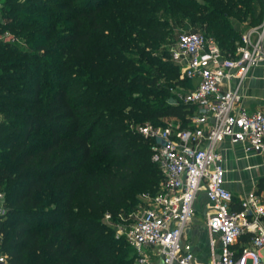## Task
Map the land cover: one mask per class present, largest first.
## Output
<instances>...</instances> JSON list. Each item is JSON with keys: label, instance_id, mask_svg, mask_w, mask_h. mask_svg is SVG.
Segmentation results:
<instances>
[{"label": "trees", "instance_id": "16d2710c", "mask_svg": "<svg viewBox=\"0 0 264 264\" xmlns=\"http://www.w3.org/2000/svg\"><path fill=\"white\" fill-rule=\"evenodd\" d=\"M185 19L233 54L235 21L259 25L264 0L0 2V34L25 43L0 39V251L9 264H135L102 219L118 221L160 187L136 126L188 125L193 107L169 91L188 81L158 50Z\"/></svg>", "mask_w": 264, "mask_h": 264}, {"label": "built area", "instance_id": "2783aa9c", "mask_svg": "<svg viewBox=\"0 0 264 264\" xmlns=\"http://www.w3.org/2000/svg\"><path fill=\"white\" fill-rule=\"evenodd\" d=\"M264 23L241 34L233 54H224L212 37L196 30H179L169 49L179 67L178 77L189 88H172L177 98L193 107L188 125L177 120L136 126L151 143V161L162 175L160 187L142 193L150 204L124 229L110 213L103 221L131 246L135 264H264V189H253L235 199L224 185L225 169L217 145L228 138L264 153V109L249 111L239 105L240 87L255 66L264 63ZM225 89H222V85ZM204 211L210 257L197 258L188 237L196 216L199 193ZM0 193V215L5 214ZM238 204V209L233 205ZM118 215V221L121 219ZM124 229V230H123ZM246 237V240H241ZM0 264H6L0 253Z\"/></svg>", "mask_w": 264, "mask_h": 264}, {"label": "crops", "instance_id": "0c3cea01", "mask_svg": "<svg viewBox=\"0 0 264 264\" xmlns=\"http://www.w3.org/2000/svg\"><path fill=\"white\" fill-rule=\"evenodd\" d=\"M262 23H264V19L259 25L253 27L260 31ZM235 28L239 29L236 25ZM262 42H264V38H262ZM221 88L225 89V85L223 84ZM239 105L249 111L264 109V63L252 68L243 80L240 87ZM165 120H175V118L167 117ZM217 150L222 155V165L225 169L224 185L233 193L235 199L250 190L264 189V153H255L247 143H232L228 138L218 143ZM196 208V216L188 229V237L193 242V250L197 258L208 260L210 249L205 227L206 197L203 191L198 195ZM233 208L238 209V204H234ZM199 216L204 218L202 228L199 224ZM201 240L202 248H196L197 243ZM262 248L260 252H262Z\"/></svg>", "mask_w": 264, "mask_h": 264}, {"label": "rangeland", "instance_id": "374dc122", "mask_svg": "<svg viewBox=\"0 0 264 264\" xmlns=\"http://www.w3.org/2000/svg\"><path fill=\"white\" fill-rule=\"evenodd\" d=\"M1 1L2 0H0V2ZM172 24L174 26H177V28H174L173 30H170L169 36L166 37L165 42L158 49L159 51L160 50L161 51L162 50H169V48L174 44L175 39L177 37V33H178L179 30H196V31L201 32L197 28V26L191 25V23L187 19L183 20L182 22H179L177 25H175L174 23H172ZM235 25L239 28V30L241 32H244L245 30L250 28V27L247 26V22L240 23L238 21H235ZM0 39H2L4 41L15 42V43H17L20 46H23V44L25 45V43L23 42V39L15 38V36L13 34L7 33V32H5L3 34H0ZM150 51H154V50H150ZM142 65H144L145 68L150 69L149 73L153 72V70H151V67L148 64H145L144 61H142ZM189 86H190V82H187L186 85L183 88L186 89V88H189ZM169 91L172 92L174 90L172 88H170ZM1 119H2V114L0 113V121H1ZM2 147L3 146L0 145V149H2ZM139 195L140 194H138L137 201L133 205H131V206H129V207H127V208H125V209H123L121 211L120 214H121L122 218L119 219V221H117V219H115L116 220L115 222H117L118 224L124 225V229H127L128 226H130V224H132L134 218L136 216H138L142 212V210L145 208V206H149L150 205L148 203L144 204V202L141 203L142 200L140 199ZM199 218H200L199 224L201 225V228H202L203 222H204V218H203V216H199ZM114 233H115V231H114ZM197 247L199 249L202 248V240L197 243L196 248ZM262 252H264V248H262ZM0 253L3 254L1 251H0ZM6 264H9V263L6 261ZM248 264H249V262H248Z\"/></svg>", "mask_w": 264, "mask_h": 264}]
</instances>
